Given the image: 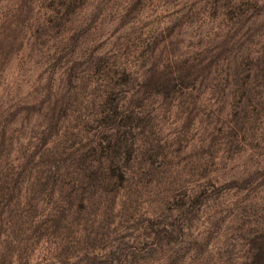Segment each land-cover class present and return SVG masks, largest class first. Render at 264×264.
Returning a JSON list of instances; mask_svg holds the SVG:
<instances>
[{
  "label": "rangeland",
  "instance_id": "obj_1",
  "mask_svg": "<svg viewBox=\"0 0 264 264\" xmlns=\"http://www.w3.org/2000/svg\"><path fill=\"white\" fill-rule=\"evenodd\" d=\"M0 264H264V0H0Z\"/></svg>",
  "mask_w": 264,
  "mask_h": 264
}]
</instances>
